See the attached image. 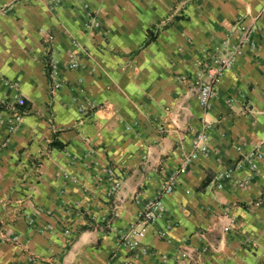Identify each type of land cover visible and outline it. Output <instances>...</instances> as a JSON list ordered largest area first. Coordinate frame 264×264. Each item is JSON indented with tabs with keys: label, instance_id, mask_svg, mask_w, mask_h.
Here are the masks:
<instances>
[{
	"label": "crops",
	"instance_id": "obj_1",
	"mask_svg": "<svg viewBox=\"0 0 264 264\" xmlns=\"http://www.w3.org/2000/svg\"><path fill=\"white\" fill-rule=\"evenodd\" d=\"M253 30L204 109L199 63ZM137 232L135 264H264V0H0V264H124Z\"/></svg>",
	"mask_w": 264,
	"mask_h": 264
},
{
	"label": "built area",
	"instance_id": "obj_2",
	"mask_svg": "<svg viewBox=\"0 0 264 264\" xmlns=\"http://www.w3.org/2000/svg\"><path fill=\"white\" fill-rule=\"evenodd\" d=\"M255 30L247 31L240 39V42L237 43L230 49H212L210 52L205 54L204 61L199 63L198 68L193 73L192 84L197 92V99L200 105L204 109H209L213 99L218 94V86L219 82L224 76V74L233 69L235 66L237 59L242 55V47L247 44L252 49L257 50L259 45L252 40V35ZM76 56H71V60L68 62V67L70 69H78L80 67V63L77 60ZM53 70L50 73V78L53 81L52 90L56 91L62 86V80L60 77V73L57 69L56 63L52 64ZM12 86V83H7L6 85ZM16 105L21 108L26 107V100L24 97H17ZM97 107V105L93 102L85 103L80 106V111L82 113L88 112L89 110H93ZM18 121L21 120V116L17 115L15 117ZM194 147L196 153H201L204 155H208L211 153L210 148V135L207 131L201 132L194 139ZM184 171V167L180 169V172ZM229 173H221L219 175L220 179L228 178ZM178 175L175 174L164 181L161 186L160 195L153 201H151L144 211L141 214V219L145 224H152L156 219H158L164 212V207L161 202V196L171 195L175 192V188L178 181ZM110 194H116L121 188V181L115 180L113 176V171H110ZM66 234H70V230L66 231ZM162 236H165V233H161ZM144 237V232H137L132 240L127 238L125 239V246L129 253V258L124 264H135V255H148V250L146 248L140 247V240ZM184 257L190 258L189 253H184ZM166 258L163 257L159 261H156L155 264H166ZM36 262V260H34Z\"/></svg>",
	"mask_w": 264,
	"mask_h": 264
},
{
	"label": "rangeland",
	"instance_id": "obj_3",
	"mask_svg": "<svg viewBox=\"0 0 264 264\" xmlns=\"http://www.w3.org/2000/svg\"><path fill=\"white\" fill-rule=\"evenodd\" d=\"M45 39H46V41H52L51 38L49 37V35H46ZM45 64H46L47 74H48V70L49 69H50V73H51V71L53 70L52 64H54V61L50 60V52L47 53V56H46V59H45ZM49 82H50V84L53 85V81L50 78V76H49Z\"/></svg>",
	"mask_w": 264,
	"mask_h": 264
},
{
	"label": "trees",
	"instance_id": "obj_4",
	"mask_svg": "<svg viewBox=\"0 0 264 264\" xmlns=\"http://www.w3.org/2000/svg\"><path fill=\"white\" fill-rule=\"evenodd\" d=\"M148 43H149V41L147 42V44ZM49 76H50V69L48 70V77ZM51 146L52 147H56L58 149H63L64 148V146L61 143L57 142V141L52 142Z\"/></svg>",
	"mask_w": 264,
	"mask_h": 264
}]
</instances>
